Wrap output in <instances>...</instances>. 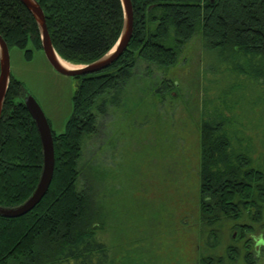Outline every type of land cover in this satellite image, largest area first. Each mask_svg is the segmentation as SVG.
I'll list each match as a JSON object with an SVG mask.
<instances>
[{"label": "trees", "instance_id": "trees-1", "mask_svg": "<svg viewBox=\"0 0 264 264\" xmlns=\"http://www.w3.org/2000/svg\"><path fill=\"white\" fill-rule=\"evenodd\" d=\"M42 8L57 53L74 65L90 64L116 44L124 26L121 0H36ZM131 42L108 69L79 80L72 114L61 134L53 131L54 177L48 193L20 218L0 216V264H108L109 249L98 235L91 194L79 189L83 141L97 131L116 98L136 82L140 62L165 71L175 67L186 44L199 36L205 49L218 53L232 74L264 86V0H131ZM0 34L31 62L43 51L37 22L20 0H0ZM1 74V66H0ZM134 81V82H133ZM174 83L161 81L162 98ZM29 94L11 75L0 121V207L23 204L43 171V149L36 124L25 107ZM200 122L198 205L203 222L224 217L234 222L236 242L254 228L240 224L245 213L254 222L264 215V166L233 145L230 121L221 110ZM256 165V167L254 166ZM250 240V241H249ZM245 242L244 260L256 263ZM227 256L202 255L199 264H237L240 250Z\"/></svg>", "mask_w": 264, "mask_h": 264}, {"label": "rangeland", "instance_id": "rangeland-1", "mask_svg": "<svg viewBox=\"0 0 264 264\" xmlns=\"http://www.w3.org/2000/svg\"><path fill=\"white\" fill-rule=\"evenodd\" d=\"M10 57L11 75L37 100L53 131L63 133L79 80L59 74L42 51L31 62L17 48ZM223 58L196 36L170 70L140 62L136 82L84 139L79 189L91 194L97 224L104 223L98 235L109 249L108 264H199L202 255L227 256L229 246L240 250L237 264H248L249 238L254 264H264V246L258 245L264 215L254 222L245 213L240 224L254 232L233 242L234 222L223 217L211 226L198 205L204 112L221 110L234 147L249 148L256 165L264 166V86L232 74ZM165 79L174 87L162 98L157 89Z\"/></svg>", "mask_w": 264, "mask_h": 264}, {"label": "water", "instance_id": "water-1", "mask_svg": "<svg viewBox=\"0 0 264 264\" xmlns=\"http://www.w3.org/2000/svg\"><path fill=\"white\" fill-rule=\"evenodd\" d=\"M31 12L39 27L44 54L50 65L61 75L67 77L87 76L102 72L118 61L127 50L134 29V12L131 0H121L124 11V26L120 38L104 56L86 65H76L77 69L66 68L58 57L63 59L55 50L46 24L44 12L36 0H20ZM214 2V0H212ZM64 60V59H63ZM0 121L5 98L11 80L10 49L0 34ZM24 104L33 118L41 139L43 149V171L40 181L23 204L16 207H0V216L14 219L30 213L42 201L51 186L55 170V150L53 129L37 100L30 94L24 98Z\"/></svg>", "mask_w": 264, "mask_h": 264}, {"label": "bare ground", "instance_id": "bare-ground-1", "mask_svg": "<svg viewBox=\"0 0 264 264\" xmlns=\"http://www.w3.org/2000/svg\"><path fill=\"white\" fill-rule=\"evenodd\" d=\"M58 59L60 60V62L62 63V65L66 68H70V69H77V66L71 65L69 63H67L66 61H64L63 59H61L60 57H58Z\"/></svg>", "mask_w": 264, "mask_h": 264}, {"label": "flooded vegetation", "instance_id": "flooded-vegetation-1", "mask_svg": "<svg viewBox=\"0 0 264 264\" xmlns=\"http://www.w3.org/2000/svg\"><path fill=\"white\" fill-rule=\"evenodd\" d=\"M235 237V236H234ZM249 239H247L245 242H247ZM250 241V240H249ZM251 242H252V240H251ZM264 242L262 241V242H258V245H262V246H264V244H263Z\"/></svg>", "mask_w": 264, "mask_h": 264}]
</instances>
